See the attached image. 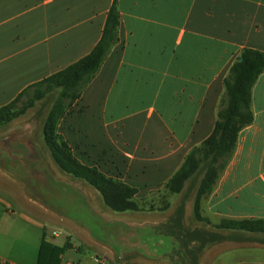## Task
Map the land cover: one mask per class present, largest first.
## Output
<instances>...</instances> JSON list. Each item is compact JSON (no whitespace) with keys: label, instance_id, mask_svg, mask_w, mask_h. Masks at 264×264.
Here are the masks:
<instances>
[{"label":"crops","instance_id":"1","mask_svg":"<svg viewBox=\"0 0 264 264\" xmlns=\"http://www.w3.org/2000/svg\"><path fill=\"white\" fill-rule=\"evenodd\" d=\"M114 5L118 42L59 135L76 160L136 189L150 209L113 212L33 137L1 127L0 183L18 189L0 195V262L38 264L45 246L61 264H175L180 227L162 205L166 185L213 134L233 66L246 50L264 54V0H0V109L91 54ZM251 110L202 201L210 219L264 220V73Z\"/></svg>","mask_w":264,"mask_h":264},{"label":"trees","instance_id":"2","mask_svg":"<svg viewBox=\"0 0 264 264\" xmlns=\"http://www.w3.org/2000/svg\"><path fill=\"white\" fill-rule=\"evenodd\" d=\"M119 26L120 15L114 5L108 15L102 39L92 53L69 68L28 89L12 104L0 109V125L14 117L16 106L31 90H37L41 97L47 93L61 91L62 100L56 104L48 121L47 146L64 173L85 181L101 194L104 202L112 211L124 213L137 211V207L133 203V199L138 193L137 190L108 179L97 169L81 164L57 134L58 122L66 114L71 104L81 98L85 89L98 74L110 49L118 42ZM240 60L242 62L239 61L233 66L230 76L225 82L226 95L213 134L202 146L190 153L182 168L166 185V190L171 194H180L185 184L199 169L202 166H208L198 198L211 195L220 175L234 155L240 132L253 123L252 90L258 78L264 73V54L246 50ZM218 229L264 233V220H223ZM185 248L186 256L189 259L192 254H189L188 246L185 245ZM58 256L57 250L42 246L38 264H61Z\"/></svg>","mask_w":264,"mask_h":264},{"label":"rangeland","instance_id":"3","mask_svg":"<svg viewBox=\"0 0 264 264\" xmlns=\"http://www.w3.org/2000/svg\"><path fill=\"white\" fill-rule=\"evenodd\" d=\"M61 98V91L47 93L41 97L37 90H31L16 106L14 117L5 124L0 125V128L4 127L5 132L13 133L14 135L33 137L37 143L42 144L45 153L47 151L48 154L53 155L47 146L46 133L50 114L56 104L62 100ZM75 103L71 104L68 110L73 109ZM66 114L58 122V135L61 121ZM54 165L58 166L56 161ZM58 168L60 169L59 166ZM207 171L208 166H202L199 169L185 184L178 201L173 200L174 194H171L168 190L166 192L168 194L164 198L160 197V199H164L162 205L169 204L168 206H171V209L173 208L168 214L170 222L173 219L174 223L180 227L179 231L171 234L176 238L174 237L173 239L174 250L168 253V257L175 264H238L252 260L264 262V233L220 230L218 227L223 220L210 219L202 212V201L208 196L200 198L198 196ZM12 189L18 188L12 185L8 186L6 182L0 183V195L7 200H9L8 194H11ZM133 203L137 207V211H134V213L150 209L146 201H138L136 197L133 199ZM154 207L157 206L154 205ZM200 222L202 223L200 224ZM167 235L169 236L170 234ZM171 235L169 237H172ZM185 245L188 246L189 254H192L189 256L191 262L186 256Z\"/></svg>","mask_w":264,"mask_h":264},{"label":"built area","instance_id":"4","mask_svg":"<svg viewBox=\"0 0 264 264\" xmlns=\"http://www.w3.org/2000/svg\"><path fill=\"white\" fill-rule=\"evenodd\" d=\"M0 264H6V263H4V262H0Z\"/></svg>","mask_w":264,"mask_h":264},{"label":"water","instance_id":"5","mask_svg":"<svg viewBox=\"0 0 264 264\" xmlns=\"http://www.w3.org/2000/svg\"><path fill=\"white\" fill-rule=\"evenodd\" d=\"M240 62H242V60H240Z\"/></svg>","mask_w":264,"mask_h":264}]
</instances>
